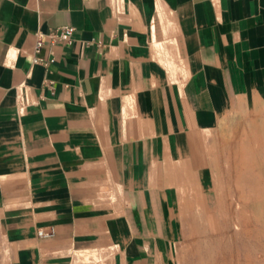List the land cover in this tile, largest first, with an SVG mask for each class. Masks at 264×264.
I'll return each mask as SVG.
<instances>
[{
    "label": "crops",
    "instance_id": "1",
    "mask_svg": "<svg viewBox=\"0 0 264 264\" xmlns=\"http://www.w3.org/2000/svg\"><path fill=\"white\" fill-rule=\"evenodd\" d=\"M261 111L264 0H0V264H177L221 118L263 147Z\"/></svg>",
    "mask_w": 264,
    "mask_h": 264
},
{
    "label": "rangeland",
    "instance_id": "2",
    "mask_svg": "<svg viewBox=\"0 0 264 264\" xmlns=\"http://www.w3.org/2000/svg\"><path fill=\"white\" fill-rule=\"evenodd\" d=\"M251 134L252 132L244 130L237 132L234 137L235 145L237 140L239 143H244L242 149L246 154L238 155L240 151L236 153L237 148L234 146V157L231 155L233 138L227 143L218 136L219 147L213 148L212 152L214 157L217 156V163H215L221 169L218 171V178L215 179L213 193L208 197L209 203L205 198L197 195L199 197L197 199L193 197V202L185 212V237L175 260L177 264H264V236L257 233L251 235L246 231L242 212L237 208V204L242 203V206L249 209L252 207L255 197L256 199L264 197V194H260L264 193V186L259 181L261 178L259 174L263 169L259 173V166L254 168L255 162H257L255 160L259 157L262 159V153L257 152H261V150L263 152L264 146L255 145L257 140H254L255 137ZM214 157L213 160H215ZM233 159L234 162L231 163ZM259 161L261 163V160ZM258 226L259 229H264L263 222ZM110 254L101 253L99 258L97 255L96 260L89 264H93V262L109 264ZM88 261L85 260V262Z\"/></svg>",
    "mask_w": 264,
    "mask_h": 264
},
{
    "label": "bare ground",
    "instance_id": "3",
    "mask_svg": "<svg viewBox=\"0 0 264 264\" xmlns=\"http://www.w3.org/2000/svg\"><path fill=\"white\" fill-rule=\"evenodd\" d=\"M259 110V109H258ZM262 113L264 112V111H261ZM260 113V112H259ZM261 114V113H260ZM233 116V115H232ZM262 118H264V117H262ZM264 120V119H263ZM229 121H227V118H225V117H223V118H221V120H220V122H219V127L217 128V130H218V134H219V136L220 137H222L223 139H225V140H227V143L229 142V140H231V138L232 137H234V136H236V134H237V131H235V128L233 127V126H231V125H229V123H228ZM240 123V122H239ZM264 124V122H261V125H262V127H263V124ZM240 126V125H239ZM261 127V126H260ZM263 129H264V127H263ZM261 130V129H260ZM255 132V131H254ZM254 132L252 131V134L251 135H253L254 134ZM261 133H264V131L263 132H261ZM255 135H258V133L256 132L255 133ZM255 137V136H254ZM261 137V136H260ZM260 137H258V138H260ZM264 136H262V138H263ZM261 138V139H262ZM264 139V138H263ZM262 139V140H263ZM254 140H256L255 138H254ZM258 142V141H257ZM259 143V142H258ZM215 144V143H214ZM255 145H257V143H256V141H255V143H254ZM259 144H261V143H259ZM263 144H264V142H263ZM256 147V146H255ZM260 147V146H259ZM258 148V147H257ZM259 149H261V148H259ZM259 149H257V150H259ZM253 150H255V149H253ZM254 152V151H253ZM255 153H256V151H255ZM257 153H262L261 155H262V159H260V157L257 159V160H255V161H257V162H255V169L257 168V166H259V168H260V170H259V173L261 172V169H263V171H264V151L262 152V150H261V152H257ZM215 155V154H214ZM256 155V154H255ZM257 156V155H256ZM255 156V157H256ZM217 157V156H216ZM259 160H261V163H259L260 161ZM257 163V164H256ZM218 165V164H217ZM216 168H218V167H216ZM258 170H255V171H258ZM263 171H262V173H258L259 175H261L260 177V179H259V181L260 182H262V184H263V186H264V173H263ZM170 177V176H169ZM262 191V190H261ZM201 194V193H200ZM260 194H264L263 192L262 193H260ZM259 194V195H260ZM261 196V195H260ZM239 199V198H238ZM244 199V198H243ZM247 199H248V196H247ZM252 199V198H251ZM236 200H237V198H236ZM244 200H246V199H244ZM254 201V202H253ZM252 201V207H250L249 209H248V207H246V206H242L240 203H238L237 205H238V209H240L241 210V212H242V217H243V219H244V221L245 222H243L244 223V225H245V229H246V231H248L249 233H251V235H253L254 233H257L258 235L260 234V235H263L264 236V229H259V226H258V224H262V222L264 223V197L263 198H261V197H257V199H256V197H255V199ZM237 202H238V200H237ZM235 204H236V202H235ZM247 204V203H246ZM198 205V204H197ZM239 212V211H238ZM241 216V215H240ZM241 218V217H240ZM242 219V220H243ZM207 220V219H206ZM252 220H254V221H252ZM208 221V220H207ZM235 223V222H234ZM237 223H238V219H237ZM217 225V224H216ZM241 225V224H240ZM249 226V227H248ZM263 226V225H262ZM237 227V226H236ZM242 228V227H241ZM224 229V228H223ZM236 229V228H235ZM242 231V230H241ZM225 232V231H224ZM223 233V232H222ZM226 233V232H225ZM250 235V236H251ZM249 236V235H248ZM246 237V236H245ZM255 237H257V236H255ZM243 238V237H242ZM261 238V237H260ZM264 238V237H263ZM228 239V238H227ZM235 239V238H234ZM248 239V238H247ZM221 240V239H220ZM223 240V239H222ZM219 241V240H218ZM232 241V240H231ZM258 242V241H257ZM259 244V243H258ZM106 251V250H105ZM101 252V251H100ZM104 252V251H103ZM97 254V252H95V251H93V252H86V253H81V259L82 260H90V258H91V255H93L94 256V260H96V255ZM259 256V255H258Z\"/></svg>",
    "mask_w": 264,
    "mask_h": 264
},
{
    "label": "built area",
    "instance_id": "4",
    "mask_svg": "<svg viewBox=\"0 0 264 264\" xmlns=\"http://www.w3.org/2000/svg\"><path fill=\"white\" fill-rule=\"evenodd\" d=\"M75 27L74 26H65L63 28H59L58 30H54L49 32L46 36L52 41V42H61V43H70L74 40V35H75ZM40 40L38 42V47L42 46V37L40 36ZM37 62V59H35ZM30 104L29 97L27 94L23 91L20 90L18 94V99H17V111L18 114H23L24 110L26 107ZM39 236H46V231L45 229H40L38 231Z\"/></svg>",
    "mask_w": 264,
    "mask_h": 264
}]
</instances>
